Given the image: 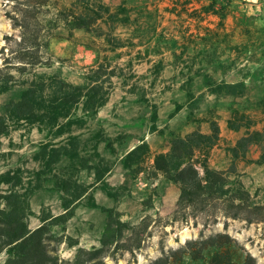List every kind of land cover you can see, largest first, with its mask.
<instances>
[{"label":"rangeland","instance_id":"rangeland-1","mask_svg":"<svg viewBox=\"0 0 264 264\" xmlns=\"http://www.w3.org/2000/svg\"><path fill=\"white\" fill-rule=\"evenodd\" d=\"M58 1L69 4L72 0ZM103 2L110 15L104 14L98 27L90 30L57 28L49 40L51 65L35 70L77 85L99 63L114 70L110 81L103 84L107 99L97 117L82 128H72L71 134L79 137V158L73 165L61 156L56 164L58 174L91 186L95 202L111 208L121 220L135 225L149 216L147 228L140 234V248L116 253L111 249L105 263L150 264L162 250L179 248L201 234L224 232L231 237L225 249L235 263L244 264L250 255L255 264H264L262 223L230 218L204 223L203 215L170 221L179 187L153 167L155 155L168 151L172 137H184L193 130L210 133L215 121L219 136L209 151V166L226 171L231 180L241 182L251 195L263 200L264 0H216V8L226 13L224 19L208 8L210 0ZM6 9L5 1L0 0V64L9 49L17 48V31L12 29ZM6 36L12 37L8 43ZM14 74L17 80L32 77L31 73L24 77ZM25 86L17 81L0 94V113L5 102L17 99ZM233 125H239V130L231 129ZM246 134L253 139L248 150L233 157L229 148ZM45 137L30 124L1 137L0 174L13 171L21 176L32 212L27 219L30 229L40 224L42 216L63 213L60 192L44 178L38 182L34 175L39 164L33 156ZM143 141L147 151H141L130 168L124 167L122 157ZM79 159L88 167H78ZM96 170L103 173L101 181ZM103 184L115 195L102 191ZM5 188L0 185V191ZM104 224L105 213L87 207L82 199L52 226L48 246L56 248L62 260H70L78 247L99 244ZM66 237L77 244L71 247L59 241ZM213 250L203 259L182 264H208Z\"/></svg>","mask_w":264,"mask_h":264},{"label":"trees","instance_id":"trees-1","mask_svg":"<svg viewBox=\"0 0 264 264\" xmlns=\"http://www.w3.org/2000/svg\"><path fill=\"white\" fill-rule=\"evenodd\" d=\"M4 1L7 6L5 15L12 29L17 31V48L9 49V54L2 58L0 94L11 89L17 81L26 86L20 90L17 99H9L3 105V112L0 113V145L1 137L23 124L36 125L45 133L46 140L39 143L33 156L39 164L34 175L38 182L44 178L60 192L63 213L42 216L40 224L30 229L27 219L32 212L21 176L13 171L1 173L0 185L4 184L6 188L0 191V256L4 255L0 264H106L105 258L110 256L111 249L116 253L140 248V234L145 232L149 216L135 225L121 220L114 216L111 208L95 202L91 186L80 184L63 173L58 174L56 164L61 156L67 157L73 165L79 158V137L71 134L72 128H82L97 117L107 99L103 84L106 80L110 81L114 70H107L99 63L85 74V82L77 85L57 75L36 72L35 69L51 65L49 40L57 28L62 26L68 31L97 28L98 21L108 14V7L103 0H72L69 4H61L58 0ZM215 5L216 0H210L208 8L224 19L226 13H221ZM6 38L8 43L12 37ZM14 73L19 77L31 73L32 77L17 80ZM152 117L154 119L155 115ZM231 129L238 131L239 125H233ZM65 134L68 135L54 142V139ZM218 136V125L212 121L210 133L193 130L184 137L174 136L168 151L155 155L154 169L179 187L176 207L169 220L203 215L204 223L230 218L264 225V192L263 200H258L241 182L231 180L226 171L209 166V151ZM252 141L248 134L241 136L229 148L233 157L244 155ZM141 151H147L145 141L125 153L123 166L130 168L137 163ZM78 161V167H88L85 160ZM102 175V171H95L98 180H102ZM101 190L108 196L115 195L105 184ZM82 199L87 207L100 208L105 213L104 228L98 245L78 247L73 258L65 261L59 257L56 248L48 246V240L52 237L51 228L65 219L72 207ZM125 231L130 232L126 235ZM133 237L135 243L131 244ZM59 241H65L71 247L77 244L70 237L65 240L60 238ZM230 242L231 237L224 232L208 236L201 234L196 239L186 240L179 248L162 250L161 255L150 264H182L185 260L203 259L205 253L212 249L208 264H237L225 249ZM244 264H255V260L247 255Z\"/></svg>","mask_w":264,"mask_h":264}]
</instances>
